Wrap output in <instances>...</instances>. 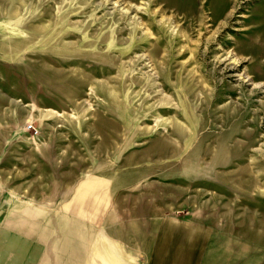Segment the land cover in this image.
Instances as JSON below:
<instances>
[{"label":"rangeland","instance_id":"rangeland-1","mask_svg":"<svg viewBox=\"0 0 264 264\" xmlns=\"http://www.w3.org/2000/svg\"><path fill=\"white\" fill-rule=\"evenodd\" d=\"M2 203L64 264H264V0H0Z\"/></svg>","mask_w":264,"mask_h":264},{"label":"crops","instance_id":"crops-1","mask_svg":"<svg viewBox=\"0 0 264 264\" xmlns=\"http://www.w3.org/2000/svg\"><path fill=\"white\" fill-rule=\"evenodd\" d=\"M3 206V203L0 204V213L6 214L1 217L2 219L0 218V264H53V256H59L60 258H57V261L64 264L63 262H65V260H63V258L66 259L70 251L68 254L62 256L63 249L58 243H55L54 240L62 242L64 235L68 236L67 229H65L66 232L63 234L64 228L61 230L57 227L51 228V226L49 228L41 226L37 228L35 224L34 228H31L33 223L23 224L20 218L18 216L16 217L13 205L10 209L6 210L7 213L4 212ZM19 213L20 211L18 210L16 214ZM30 213L35 214L36 210ZM57 231H60V233H56ZM192 233L193 230L191 229L188 246H190L191 243L196 244L197 241V236H194L193 239ZM38 237L44 240V243L49 242V244L38 245L37 247L36 239H38ZM71 252L72 255L76 256V260L75 262L72 261V264H85L83 240L82 244L75 245ZM93 264H95L94 260Z\"/></svg>","mask_w":264,"mask_h":264},{"label":"built area","instance_id":"built-area-1","mask_svg":"<svg viewBox=\"0 0 264 264\" xmlns=\"http://www.w3.org/2000/svg\"><path fill=\"white\" fill-rule=\"evenodd\" d=\"M31 127H32L31 124H28V125H27V128H31Z\"/></svg>","mask_w":264,"mask_h":264},{"label":"bare ground","instance_id":"bare-ground-1","mask_svg":"<svg viewBox=\"0 0 264 264\" xmlns=\"http://www.w3.org/2000/svg\"><path fill=\"white\" fill-rule=\"evenodd\" d=\"M117 1V0H116ZM137 9V8H136Z\"/></svg>","mask_w":264,"mask_h":264}]
</instances>
